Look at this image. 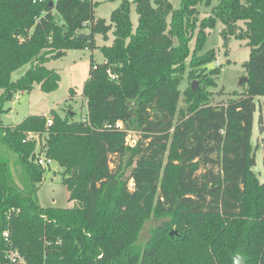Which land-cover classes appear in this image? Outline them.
<instances>
[{
    "label": "trees",
    "instance_id": "1",
    "mask_svg": "<svg viewBox=\"0 0 264 264\" xmlns=\"http://www.w3.org/2000/svg\"><path fill=\"white\" fill-rule=\"evenodd\" d=\"M217 2L201 19L198 7L211 0H181L178 8L172 0L123 1L110 26L95 17V0H0L6 101L35 85L56 91L60 75L47 63L70 50H94L97 34L114 36L100 48L104 62L91 60L82 94L87 121L53 112L48 132L45 115L0 127L9 156L0 157V260L8 232L28 264H235L237 256L264 264V182L254 172L252 145V104L264 97V0ZM218 22L224 45L245 40L250 56L242 92L214 104L205 88L182 92L176 73L190 56L192 67L215 59L212 51L198 53ZM86 29L90 41L81 38ZM31 135L42 140H27ZM37 152L62 169L77 206H41L45 170L35 164ZM151 217L164 224L141 244Z\"/></svg>",
    "mask_w": 264,
    "mask_h": 264
},
{
    "label": "rangeland",
    "instance_id": "2",
    "mask_svg": "<svg viewBox=\"0 0 264 264\" xmlns=\"http://www.w3.org/2000/svg\"><path fill=\"white\" fill-rule=\"evenodd\" d=\"M123 1L133 2V0H95L99 5L95 9V17L103 19L107 25L111 24L112 13L121 5ZM181 0H172L175 8L180 7ZM217 0H211V7L200 5L199 18L207 17L212 7L217 4ZM139 16L135 6L132 7L131 21L133 28L138 26ZM224 26L218 22L216 27L210 30L207 36L203 50L199 52V56L205 57L209 52H214L215 59L201 66L192 67V57L190 56L185 64L176 73V78L179 80V88L182 92L186 91L190 86L195 89L205 88L209 93L211 103L218 104L221 100H226L231 97L234 92H242V78L247 77L246 63L249 60L250 49L246 46L245 40H236L232 38L228 45H224L222 30ZM84 35H89V30L82 32ZM114 41L112 31L103 34H97L95 37L96 48L70 50L62 59L52 60L47 63L46 67L50 70H55L60 75L59 87L56 91L47 93L42 91L39 85L30 93L16 94L13 101L0 100V127L19 124L24 119L32 115H46L53 117V112H57L62 117L71 113L75 115V119H82L87 113V106L82 96L84 84L89 77L91 60L93 58L96 63L104 62V55L101 51L102 46H111ZM177 43V42H176ZM194 41L191 44V51H194ZM28 67H23L13 73V80L20 78ZM215 69H220L219 75H213ZM203 74L202 79H199L198 74ZM211 78L215 82V86L206 83V80ZM206 79V80H205ZM205 80V81H204ZM2 91H0V94ZM185 103L181 101V106ZM256 112L255 123L256 128L253 131L252 145L256 155V165L254 172L259 179L264 182V132L260 134L259 127L264 129V97L255 100ZM261 120V121H260ZM133 135L129 138L130 144L133 143ZM42 140V139H38ZM40 145L37 146V150ZM0 157L8 158L7 151L0 146ZM62 169L54 163L43 173V178L39 183L38 197L41 206L43 207H59L71 208L79 204L78 201H71L70 193L67 187L62 182ZM18 181V179H17ZM164 221H159L155 218H149L143 227L140 237V243L144 244L151 236L150 231L159 225H163ZM176 232L177 230H172Z\"/></svg>",
    "mask_w": 264,
    "mask_h": 264
},
{
    "label": "built area",
    "instance_id": "3",
    "mask_svg": "<svg viewBox=\"0 0 264 264\" xmlns=\"http://www.w3.org/2000/svg\"><path fill=\"white\" fill-rule=\"evenodd\" d=\"M57 1V0H53ZM85 27H87L85 25ZM109 75L112 80H117L118 76L109 72ZM87 113L84 115L83 121H87L86 119ZM54 123V118L47 116V123H46V130L47 132L49 131V128L53 125ZM119 126L121 125L120 123L118 124ZM39 138H35V136L31 135L27 138V140H38ZM35 164L39 166L40 168L46 170L49 167H51L54 164V161L46 156L44 152H37V156L35 159ZM5 241L8 243L10 246L3 254L2 260H0V264H28L26 259L20 254V252L16 249L13 248L11 243L9 242V233L5 232L3 234Z\"/></svg>",
    "mask_w": 264,
    "mask_h": 264
},
{
    "label": "water",
    "instance_id": "4",
    "mask_svg": "<svg viewBox=\"0 0 264 264\" xmlns=\"http://www.w3.org/2000/svg\"><path fill=\"white\" fill-rule=\"evenodd\" d=\"M81 38L83 40H85V41H90L92 39V37L90 35H84V34L81 35ZM247 81H248L247 77L242 78L241 81H240V85L246 83ZM195 85L196 84L194 82L193 83V89H195ZM252 109H253L254 112H256L255 103L252 104ZM259 132H260V134H263V132H264V129L261 126L259 127ZM175 234H177V233L176 232H171V236H174ZM235 264H246V261H245V259L243 257L237 256L235 258Z\"/></svg>",
    "mask_w": 264,
    "mask_h": 264
},
{
    "label": "crops",
    "instance_id": "5",
    "mask_svg": "<svg viewBox=\"0 0 264 264\" xmlns=\"http://www.w3.org/2000/svg\"><path fill=\"white\" fill-rule=\"evenodd\" d=\"M21 94H25V93H21ZM46 116V115H45ZM20 124V123H19ZM14 125H18V124H13V125H8V126H14ZM254 128H256V123L254 124Z\"/></svg>",
    "mask_w": 264,
    "mask_h": 264
}]
</instances>
